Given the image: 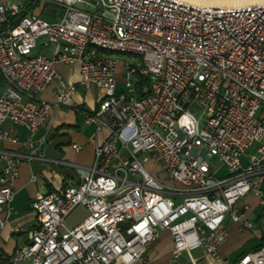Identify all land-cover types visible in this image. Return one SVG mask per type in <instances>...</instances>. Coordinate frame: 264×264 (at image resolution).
I'll return each mask as SVG.
<instances>
[{"label": "built area", "instance_id": "1", "mask_svg": "<svg viewBox=\"0 0 264 264\" xmlns=\"http://www.w3.org/2000/svg\"><path fill=\"white\" fill-rule=\"evenodd\" d=\"M50 1L0 0V142L19 148L0 150V230L14 212L21 162L45 160V137L33 135L53 108L71 104L80 88L99 87L104 97L84 111L85 123L108 134L77 181L37 193L30 203L36 227L0 264L144 262L164 230L174 261L180 250L199 248L220 259L227 219L240 231L255 226L249 195L262 209V243L236 264H264V4L55 0L64 12L48 21L42 10ZM39 39L51 54L36 52ZM114 52L140 59L125 63L122 83ZM59 64L77 66L78 80L67 82ZM54 81L51 102L40 94ZM7 123L24 127L26 137ZM255 142L260 146L243 165ZM215 156L226 176L212 171L208 159ZM150 161L182 187L160 182ZM80 206L88 217L68 228L66 218ZM11 230L29 232L16 224Z\"/></svg>", "mask_w": 264, "mask_h": 264}, {"label": "crops", "instance_id": "2", "mask_svg": "<svg viewBox=\"0 0 264 264\" xmlns=\"http://www.w3.org/2000/svg\"><path fill=\"white\" fill-rule=\"evenodd\" d=\"M44 49V48H43ZM51 54L52 48H45ZM37 52V51H36ZM67 82H75L79 78L77 66L66 64L58 65ZM122 83V78L119 77ZM59 87L57 81L52 82L40 96L48 101L56 100V91ZM3 87L0 85V92ZM104 97V90L92 86L88 89L80 88L73 96L72 103L61 108H53L47 124L39 128L33 135L34 140L45 137L43 154L45 160L22 161L19 166V177L15 181V197L13 201L14 212L10 221L0 230V258L14 252L16 247L25 243L36 225V214L30 208L31 201L37 193H46L50 190L64 188L69 181H77L80 170L90 168L95 159V148L108 134L103 129L96 131V126L85 123V110L95 109ZM76 104L82 110L73 107ZM6 128L12 129L21 138L26 137L24 127L7 123ZM78 144L81 150H76L73 145ZM19 150L9 142H0V150ZM51 170H55L54 173ZM32 175L38 176L37 182H31ZM246 202L251 204L248 216L253 220V229L240 231L238 225L226 220L228 237L219 247L220 259H215L204 248L196 250L182 249L179 251L178 260H173V239L170 231L164 230L159 238L151 245L144 262L134 264H236L239 257L247 252L257 249L262 243L261 225L262 209L258 198L249 195ZM12 224L28 229V233L14 234ZM115 264H124L118 260Z\"/></svg>", "mask_w": 264, "mask_h": 264}, {"label": "rangeland", "instance_id": "3", "mask_svg": "<svg viewBox=\"0 0 264 264\" xmlns=\"http://www.w3.org/2000/svg\"><path fill=\"white\" fill-rule=\"evenodd\" d=\"M54 1L55 0H51L50 2H48L46 6L44 7V9L42 10L44 11V13H42L43 18H45L48 21H52L57 18H60L64 12V9L58 6L57 4H55ZM78 6H81V5H78ZM42 42H43V39H39L38 47L36 48V51L49 53L48 50H44L45 48L43 49L41 45ZM111 56H113L119 61L118 70H119L120 78H122V76L126 73L125 63H137L140 60L139 57L133 58L131 55L124 54V53H117V52L111 53ZM120 87H123V85L120 84ZM194 113L197 116H199L201 111L198 108H196L194 109ZM259 146H260V143L255 142L250 148L246 150L245 154L242 157L243 165H247L250 156L256 153ZM208 161L212 167V171L217 172V176L223 177L228 174L227 168L222 165V162L218 159V157L215 156L213 158L208 159ZM146 166L151 170L152 174L166 186L170 188L171 187L172 188L182 187L180 183L171 179L168 176L167 172L161 171V165H159L156 161H150L149 163H147ZM87 217H88L87 210L82 206L77 207L66 218V221H65L66 226L68 228H73V227L82 225Z\"/></svg>", "mask_w": 264, "mask_h": 264}, {"label": "bare ground", "instance_id": "4", "mask_svg": "<svg viewBox=\"0 0 264 264\" xmlns=\"http://www.w3.org/2000/svg\"><path fill=\"white\" fill-rule=\"evenodd\" d=\"M198 5L210 6H235L243 7L248 5L264 4V0H188Z\"/></svg>", "mask_w": 264, "mask_h": 264}, {"label": "trees", "instance_id": "5", "mask_svg": "<svg viewBox=\"0 0 264 264\" xmlns=\"http://www.w3.org/2000/svg\"><path fill=\"white\" fill-rule=\"evenodd\" d=\"M44 13V11H42ZM0 85L3 87L4 86V82H3V78L0 72Z\"/></svg>", "mask_w": 264, "mask_h": 264}]
</instances>
